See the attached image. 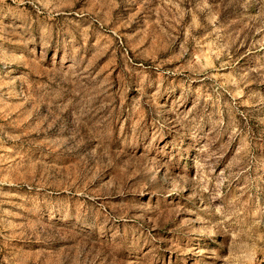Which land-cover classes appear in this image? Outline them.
Returning <instances> with one entry per match:
<instances>
[{"label":"rangeland","instance_id":"374dc122","mask_svg":"<svg viewBox=\"0 0 264 264\" xmlns=\"http://www.w3.org/2000/svg\"><path fill=\"white\" fill-rule=\"evenodd\" d=\"M0 264H264V0H0Z\"/></svg>","mask_w":264,"mask_h":264}]
</instances>
